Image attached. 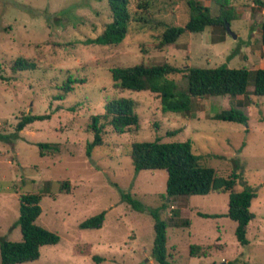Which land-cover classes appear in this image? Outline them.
<instances>
[{
    "label": "rangeland",
    "instance_id": "obj_1",
    "mask_svg": "<svg viewBox=\"0 0 264 264\" xmlns=\"http://www.w3.org/2000/svg\"><path fill=\"white\" fill-rule=\"evenodd\" d=\"M198 2L212 15L220 13L214 0ZM230 6L234 15L229 31L207 26L158 49L155 44L165 26L186 23L189 10L183 0H127L126 34L117 45L87 42L112 21L109 0H0V237L21 240L16 223L19 195L35 192L41 194L36 223L59 236L56 244L40 247L37 259L15 264H159L151 254L154 231L149 211L133 209L123 193L148 208L165 204L160 217L168 223V262L264 264V96L252 93V77L243 96L196 97L189 112L177 113L162 112L154 93L114 88L109 71L141 62L264 68L259 28L264 0H231ZM18 56L34 61L35 68L13 71ZM75 78L84 83L74 84L63 99H54L59 87ZM171 78L185 84L181 73ZM118 96L135 101L138 127L117 134L105 125L102 144L88 156L86 147L93 138L90 117L102 114L106 100ZM231 106L243 110L246 124L212 118ZM27 113L49 118L15 131ZM155 138L190 139L204 164L224 176L237 170L235 190L243 183L253 188L257 195L250 205L254 218L247 226V245L237 242L236 222L224 215L227 193L169 197L165 170L133 169L131 143ZM39 142L58 143L59 151L39 155ZM62 182L68 190L60 189ZM101 211L105 219L100 228L79 227ZM199 212L221 216L202 217ZM191 245H199L206 256H191Z\"/></svg>",
    "mask_w": 264,
    "mask_h": 264
},
{
    "label": "trees",
    "instance_id": "obj_2",
    "mask_svg": "<svg viewBox=\"0 0 264 264\" xmlns=\"http://www.w3.org/2000/svg\"><path fill=\"white\" fill-rule=\"evenodd\" d=\"M189 10V17L184 26H165L155 47L162 49L173 44L184 33L201 32L207 26L225 27L234 15L231 0H214L220 5V13L212 15L208 6L198 0H183ZM258 1V0H257ZM127 0H109L112 12V21L106 24L102 33L94 38L87 39L88 43L96 45H117L121 43L126 34L125 24L128 20L126 10ZM260 42L264 46V19L260 22ZM35 68L34 61L18 56L11 65L13 71ZM113 87L123 91H148L158 96L162 112H189L192 108L193 98L228 95L236 97L246 94L250 76L253 80L252 93L264 96V68L249 70L243 67L229 68L225 64L214 67L185 66L178 67L167 62L151 64L141 62L129 66H113L109 69ZM181 73L185 84L180 85L172 75ZM84 83L83 78L70 79L60 87V93L54 99H63L73 90L74 84ZM136 103L133 99L124 96L112 97L106 100L104 112L92 115L88 124L92 131V141L86 147V154L94 146L102 144L101 132L105 125L112 127L117 134L138 127L139 117L135 112ZM49 118V114H24L15 125V131L22 130L27 124L35 120ZM213 119L246 124L247 116L238 107L223 108L212 115ZM174 134L173 132H169ZM39 155L45 151L58 152V143L39 142ZM129 156L133 169L139 170H165V191L169 197L206 195L210 192H225L228 195V210L224 214L236 222L234 235L237 242L247 245L246 230L249 222L254 218L250 210L251 201L256 197V192L246 183L240 190L234 187L240 174L232 169L228 175H222L214 167L204 164L202 155L192 150L191 140L161 141L155 138L150 141L132 142ZM48 185L44 186V192ZM60 189L67 188V182H62ZM123 200L136 210H148L153 219V245L151 254L159 264H173L167 261L166 254V227L165 219L160 217V211L165 209V204L160 207L148 208L128 193L121 194ZM40 193H24L19 195V215L17 225L21 232L20 241H11L0 237V264H15L32 261L39 257L40 247L45 244H56L59 236L45 227L36 223L40 215ZM177 210L172 215L177 216ZM202 217L217 218L220 214H207L199 212ZM105 219V212L85 218L79 223L82 228H100ZM187 224L188 221H183ZM177 225V224H175ZM191 256H206L199 245H191ZM95 259H99L95 257Z\"/></svg>",
    "mask_w": 264,
    "mask_h": 264
},
{
    "label": "water",
    "instance_id": "obj_3",
    "mask_svg": "<svg viewBox=\"0 0 264 264\" xmlns=\"http://www.w3.org/2000/svg\"><path fill=\"white\" fill-rule=\"evenodd\" d=\"M225 28H226V30H228L229 31V25L228 24H226L225 25ZM233 35V37H235V35L234 34H232ZM220 264H225L224 262H222V263H220Z\"/></svg>",
    "mask_w": 264,
    "mask_h": 264
}]
</instances>
